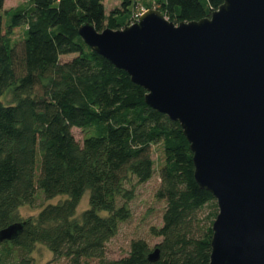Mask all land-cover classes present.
I'll return each mask as SVG.
<instances>
[{
	"label": "trees",
	"instance_id": "1",
	"mask_svg": "<svg viewBox=\"0 0 264 264\" xmlns=\"http://www.w3.org/2000/svg\"><path fill=\"white\" fill-rule=\"evenodd\" d=\"M28 1L6 11L12 13L7 26L0 14V231L26 222L18 238L0 242V264L7 258L11 264H33L37 243L71 264H209L218 205L195 180L193 153L180 123L149 106L146 89L79 34L85 23L98 31L133 23L137 0H121L109 14L105 0ZM222 2L156 0L147 8L179 23L210 16ZM4 4L0 0V11ZM20 27L24 36L14 42ZM5 94L10 103L3 102ZM73 128L88 129L82 145ZM154 145L162 146L164 156L156 192L166 203L163 224L152 229L162 238L156 246L160 257L151 262L153 250L139 238L127 256L108 259L106 245L131 216L133 190L125 184L131 177L138 183L153 177ZM87 190L90 208L75 218ZM38 192L46 200L68 199L21 220L19 210L33 205Z\"/></svg>",
	"mask_w": 264,
	"mask_h": 264
},
{
	"label": "water",
	"instance_id": "2",
	"mask_svg": "<svg viewBox=\"0 0 264 264\" xmlns=\"http://www.w3.org/2000/svg\"><path fill=\"white\" fill-rule=\"evenodd\" d=\"M79 34L180 123L195 180L218 205L209 264H264V0H223L210 16L179 23L149 8L124 28L85 23ZM25 225L2 229L0 242ZM159 257L158 247L148 255Z\"/></svg>",
	"mask_w": 264,
	"mask_h": 264
},
{
	"label": "rangeland",
	"instance_id": "3",
	"mask_svg": "<svg viewBox=\"0 0 264 264\" xmlns=\"http://www.w3.org/2000/svg\"><path fill=\"white\" fill-rule=\"evenodd\" d=\"M155 1L156 0H137L136 5L132 9L133 12L130 18L133 19L136 15H140V13L148 9V6H154L156 4ZM23 4H29V1L5 0L4 8L0 11L4 26L10 24L12 20V13H6V11ZM120 5L121 0H105L106 13L109 14L113 9L120 7ZM23 36L24 27L16 28L12 35V40L14 42H19ZM74 56L76 55H64L61 57V61L71 60ZM2 100L5 103H10L11 97L9 94H5ZM72 133L76 140L82 145L89 131L88 129L73 128ZM152 157L155 161V173L153 177L144 183H138L134 177H131L125 184L126 189L133 190V198L128 201L131 216L128 220L120 224L117 235L106 245V258L108 259H119L127 256L130 252L131 242L135 239L141 238L146 240L151 250L162 240L161 237L155 236L152 232L153 228H160L162 226V215L166 205L164 200H159L156 197V192L161 183L159 169L164 159L161 145L152 146ZM89 197L90 192L87 190L77 207L75 218H79L85 210L90 208ZM66 199H68V196L60 195L53 199L46 200L41 192H38L33 205L23 206L19 210L20 219L26 220L30 217L35 218L45 206L62 203ZM124 202L125 199L120 198V204ZM30 257L33 260V264H71L69 258H56L45 245L40 243L35 245ZM1 264H11L10 258L5 259ZM82 264H98V261L83 260Z\"/></svg>",
	"mask_w": 264,
	"mask_h": 264
},
{
	"label": "built area",
	"instance_id": "4",
	"mask_svg": "<svg viewBox=\"0 0 264 264\" xmlns=\"http://www.w3.org/2000/svg\"><path fill=\"white\" fill-rule=\"evenodd\" d=\"M141 14V13H140ZM139 17V15H136L135 17H134V19H137Z\"/></svg>",
	"mask_w": 264,
	"mask_h": 264
}]
</instances>
